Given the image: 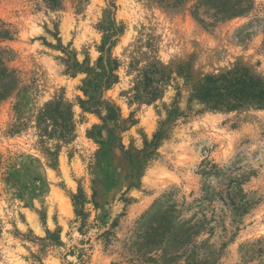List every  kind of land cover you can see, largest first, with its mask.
<instances>
[{"label":"rangeland","instance_id":"obj_1","mask_svg":"<svg viewBox=\"0 0 264 264\" xmlns=\"http://www.w3.org/2000/svg\"><path fill=\"white\" fill-rule=\"evenodd\" d=\"M247 4L211 26L192 3L0 0L17 84L0 102V264H264V110L190 102L206 76L264 79V0ZM107 29L118 68L104 122L63 59L94 65ZM152 65L169 76L162 95L135 101Z\"/></svg>","mask_w":264,"mask_h":264},{"label":"trees","instance_id":"obj_2","mask_svg":"<svg viewBox=\"0 0 264 264\" xmlns=\"http://www.w3.org/2000/svg\"><path fill=\"white\" fill-rule=\"evenodd\" d=\"M167 7L177 8L183 4L192 3V15L200 23L211 25L231 20L244 15L249 6L247 0H156ZM205 15L211 23L201 18ZM114 30L107 29L100 49V57L94 65L88 59L79 63L76 56L64 50L63 62L65 73L76 77L84 75L80 91L84 99H78V104L84 112L96 114L107 122L112 109L108 100L102 99L116 82L115 71L118 62L111 58ZM107 45H109L108 48ZM0 52V102L8 98L16 88V77L1 59ZM169 79L165 70L156 65L144 70L137 78L133 89L134 99L138 102L152 103L162 95V85ZM197 101L204 107L214 110H235L255 108L264 110V79L255 76L246 68H235L219 75L206 76L195 88L190 102ZM64 106L58 103L57 110ZM68 109V108H67ZM66 114V112L64 113ZM106 189L110 190L117 184L115 175L106 171L104 176Z\"/></svg>","mask_w":264,"mask_h":264}]
</instances>
